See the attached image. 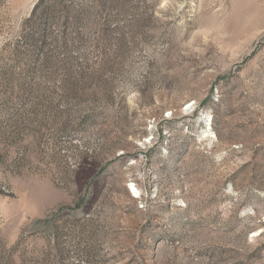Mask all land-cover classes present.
Segmentation results:
<instances>
[{
    "label": "rangeland",
    "instance_id": "1",
    "mask_svg": "<svg viewBox=\"0 0 264 264\" xmlns=\"http://www.w3.org/2000/svg\"><path fill=\"white\" fill-rule=\"evenodd\" d=\"M0 264H264V0H0Z\"/></svg>",
    "mask_w": 264,
    "mask_h": 264
}]
</instances>
